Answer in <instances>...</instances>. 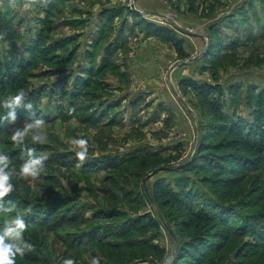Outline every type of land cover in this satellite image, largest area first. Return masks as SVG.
<instances>
[{
    "label": "rangeland",
    "instance_id": "rangeland-1",
    "mask_svg": "<svg viewBox=\"0 0 264 264\" xmlns=\"http://www.w3.org/2000/svg\"><path fill=\"white\" fill-rule=\"evenodd\" d=\"M34 1L39 4L33 0H0V58L11 50V34L19 36L15 52L26 58L29 40H35V30L43 28L47 30L50 50L55 49L52 57L61 61L68 55L74 56L72 65L59 67L35 59L34 67L22 80L27 83V94H40L36 110L42 123L38 124L35 118L17 120L7 132L9 136L17 132L23 134L16 143L11 142L12 147L7 150L22 146V152L17 155L22 163L40 159L44 166L37 178H30L31 190L27 198L40 204L54 203L50 210L57 208L55 215L60 213L61 216L60 221L54 222L48 217V221H52L48 227L54 228L55 236L64 241L65 248L60 249L45 230L38 229L43 233L42 256L52 264H63L65 260L92 264L94 259L98 264H154L153 261H159L157 253L163 250V262H169L177 252L173 242L181 247L188 239L180 234L178 225L182 217L177 214L176 220L172 215L173 221L166 219L169 231L162 225L158 238L135 234L129 239L143 247V255L128 254L124 247L126 241L118 238L85 245L82 241L115 230L114 226L122 220L109 222L106 214L115 210L134 213L133 198L142 192L154 202V187L160 180L172 184L180 175L188 176L181 171V166L201 153L198 150L200 135L207 139L205 142L216 145L228 140L220 133L209 134L214 120L207 114L208 101L192 91L182 90L181 82L193 80L207 85L206 90L219 86L225 105L229 106L224 112L231 114L230 104L236 101L237 114L251 121L246 107V89L249 85L255 86L258 88L256 93H264V0H64L55 4L52 10L46 8L53 1ZM7 6L11 9L14 33L8 28L9 19L6 23L2 21ZM109 10L118 14V18L111 27L112 39L106 44H118L114 37L124 25L122 46L114 51L110 69L93 81L88 92L84 91L81 98L73 101L74 108L70 111L72 100L67 93L73 91L72 80L84 78L81 72L90 69L85 57L92 52V43L100 32V17ZM147 23L175 31L184 41L189 59L180 61L172 45H166L148 33ZM211 29H216L215 34L221 38H213L212 47L208 36ZM249 34L256 40L247 41L245 38ZM220 40L224 48L235 45L231 49L214 47ZM104 44L100 45L99 53H104ZM100 60L101 57L96 58L94 68L101 65ZM62 76L69 80L60 87ZM234 88L240 89L232 97ZM87 113L92 116L88 117ZM34 136H39L40 141L33 142ZM81 139L87 141V159L83 162L75 157V151L79 150L75 141ZM7 150L1 148L0 155L4 156ZM133 155L140 157L128 158ZM121 158L129 159H125L127 163L133 161L113 167ZM55 159L57 161L53 162ZM170 160L171 163H166ZM90 161H94L92 167L84 172ZM234 175L239 176L238 173ZM205 176L210 180L222 178L220 173L207 175L201 171L190 178L199 188V183L204 184ZM253 176L234 181L235 184L239 182L230 199L223 198L229 191L218 184L204 187L224 202L254 212L257 207L242 208L240 205L243 200L254 202L257 199L255 191L263 186L264 179L256 181ZM59 204L64 208L62 213ZM156 204L154 210L173 214V209H160L158 202ZM262 205L264 200L258 207ZM98 213L101 219L94 218ZM150 213L153 214L149 206L138 211L141 216ZM34 223L38 224V221ZM92 228L99 230L97 235L88 239L79 235ZM231 239L213 264H236V261L239 264H264V258H261L264 250L259 251L260 256H247L244 252L240 255L242 239ZM237 250L240 256L236 254Z\"/></svg>",
    "mask_w": 264,
    "mask_h": 264
},
{
    "label": "trees",
    "instance_id": "trees-1",
    "mask_svg": "<svg viewBox=\"0 0 264 264\" xmlns=\"http://www.w3.org/2000/svg\"><path fill=\"white\" fill-rule=\"evenodd\" d=\"M51 1H53V3H49L46 10L54 9L55 4H59L64 0ZM33 2L39 4V2H35L34 0ZM10 10L9 6L3 10L2 14L5 16L2 21H5L6 23L9 19V22H7L8 28H11L10 32L14 33V29L12 30L13 22L11 21L13 19L11 20L12 14ZM13 15L18 17L17 14L13 13ZM117 15L118 14L115 12L109 10L100 17V32L95 38L94 43H92V52H88L85 57L91 67L89 70L83 69V72H81L83 75L81 76L84 78L72 80L74 82L73 86H71L73 91L67 93L69 99L72 100L69 105L70 111H73L74 108L73 101L81 98L83 92L90 89L94 83L93 81H95L97 77H100L105 70L108 68L110 69V66L112 65L111 58L115 54L114 51L116 52V50L122 46L124 25L121 26L122 29H120L117 36L114 37L115 40L118 39L116 42L118 44L115 45V42L112 44L108 42L106 44L107 40L109 41L111 38V27L113 26L115 19L118 18ZM18 19L22 21L20 18ZM145 25V28L148 29L147 31L150 35L158 37L160 41L166 43V45H172L177 58L180 61H186L189 59L188 54L184 50V41L178 38L175 31L157 26L152 27V24L149 23ZM230 28L233 29L232 27H229V29ZM35 31V40H29V45L26 46V58L19 57L18 53L15 52L17 50L16 41L19 40L18 34H11V50L0 58V149L4 148L7 150L12 147V140L9 139L12 135L9 136L7 133L12 123L17 120L29 121L31 118H35V120L38 121L41 120V115L36 110L40 94H27V83L22 80L26 75V72L34 67L35 59H40L51 67H59L58 65H72V62L74 61L73 55H68L67 58H62L61 61H59L60 59L58 57H52L53 55H51V53L55 49L50 50L49 48L47 30L43 28V30L36 29ZM215 31L216 29H211V33L208 35L211 40V47L213 38L221 39L220 36L215 34ZM245 39L251 42L256 40H254V35L251 34ZM102 43H105L103 54L99 53L100 45ZM240 44H238V46ZM233 45L235 44L224 48L223 43L220 40V42L217 41L213 46H219L223 49H231L233 48ZM97 57H101V65L94 68V63ZM67 80L69 79L62 76V79H60L62 83L60 84L61 86H59L62 87ZM180 86L182 90L192 91L208 101L207 114L214 120L209 134L220 133L221 135H225L228 140L216 145L212 142H205L207 139H203L204 136L200 135L201 142L198 146V150H200L201 153L193 157L188 163L181 166V171L188 173V176L180 175V177L175 179L172 184L167 183L165 180H160V182L154 187V197L156 198L154 202L143 192L140 196H135L132 202L136 205L134 213H121L116 210L107 213L105 218H107L109 222L112 220L122 221L118 222L119 224L114 226L115 230H111L107 235L100 236L99 233V236H94L88 239L90 236L98 234L99 230L96 228H92L90 231L85 232V234H79L82 237L85 236V239H88L82 241V244L85 245L101 239L108 240L113 237L126 241L124 247H126L125 251L128 252V254L134 255L141 253L139 255H143L145 253L143 247L133 243L131 240L129 241V239H131L132 236H135V234L143 236L150 234L153 238H158L162 225L167 232L169 231V228L165 223L166 219L168 222L173 221L174 219L176 220L178 217H174L177 214L182 217V220L178 225L180 234L182 237H186V239L188 238L187 242L181 247H178V245L173 242L177 248V252H175L172 259L169 262H163L164 254L162 253L165 251L161 250L162 252L157 253L159 261L152 260L154 264H213L215 261L214 259L218 258L220 251H222L225 245L229 240H232L231 238L233 237H239L242 239L240 248L242 250L239 252L240 255H243L241 253L244 252L247 256H260L259 251L264 250V205H262L261 208L258 206L261 204V200H264V183L261 188H257L255 191L256 194L254 195H256L255 197L257 199H255L254 202H247L245 200L240 202L242 208L243 206L246 208H251L252 206L257 207L254 212L244 211L239 205L224 202L222 198L215 197L214 194L210 193V191L204 186L208 185L210 187L211 185L218 184V187H223L229 191L224 194L225 196L223 198L230 199V195L234 194V187L239 182L238 181L235 184L234 181H237L238 179L243 181L245 178H248L251 175L253 176L255 172L258 174L252 178L256 179V181L257 179H264V93H256L258 88L255 86L249 85L247 87L246 107H248L247 109L251 114V121H248L237 114L238 107L235 105L237 104L236 101L235 103L230 104V109L232 110L231 114H226V112H224V108L229 109V106L225 105L226 102H224L223 99V91L219 86H214L213 89L206 90L205 86L207 85H201L193 80L183 81L180 83ZM239 89L234 88V92L230 95L235 97V93H237ZM20 90H23L26 93L20 103H12L10 107H6L5 104L8 103L9 97L11 95H17ZM29 105H31V107H29ZM13 116L15 117L14 119ZM87 116L89 117L92 115L87 113ZM26 121L24 122L29 123ZM20 152H22V146L16 147L14 150H7L3 156L6 158L5 162L7 166H0L3 167V173L9 176L7 184L14 189L13 192L0 200V235H3L9 229L15 230L17 228L15 221L19 218L25 224L27 230H20L22 236L19 241L12 238H6L5 243H16L20 247H23L26 244H33L35 250L33 252H28L27 249H25V255L23 258L19 255L16 256V264H52L51 261L45 259L41 254V251L43 250L41 249L43 233L38 229L45 230V233L54 239L56 246L60 245V249H64V241L57 235L55 236L53 227H48L52 222L48 221V217H52L51 220L53 219L54 222L60 221L61 216L60 213L55 215L54 211L55 209L57 210V208L50 210L54 207V203L40 204L36 203L33 198H27L31 190L29 187L30 178L28 180H21L19 178L20 169L24 165V163L17 158V155H19ZM133 156H129L128 158L133 159L140 157L138 155ZM57 159L53 162H56ZM125 159L127 158L118 159V161H115L113 167L124 166V164L127 165L133 161L131 160V162L127 163ZM60 162L64 161L60 160ZM93 162L94 161H90V163L85 166L87 168L83 171L88 172L90 170L88 167H92ZM171 162L172 160L167 161L166 163ZM237 169H240V171L236 172ZM198 171L207 173V175L217 172L222 175V178H218V180H210L208 176H205L204 184L199 183V188H197L195 182L190 176L192 174L195 175ZM236 173H238V177L234 175ZM253 197L254 196H252L251 199H253ZM157 202L160 209H173V214H169L168 212L163 214L157 208L154 210ZM13 205H15L14 210L10 212L5 211V209L12 208ZM29 206L32 208L31 211H25ZM147 206L150 207L153 214L150 213L145 216L139 215L138 211ZM60 210H62V213L64 208L62 209L60 206ZM44 213L47 214L44 216ZM171 215L174 219L170 218ZM95 217L100 218V214L98 213L94 218ZM35 220L38 221V224L34 223ZM63 225L68 224L64 223ZM168 235L171 236L170 234ZM170 238L172 239V236ZM246 240L250 241L247 242ZM150 248H152V246H150ZM154 248L158 250V248ZM238 251L239 250H237L236 254L240 256ZM238 256H236V258ZM261 258H264V251ZM236 264H239V262L236 261Z\"/></svg>",
    "mask_w": 264,
    "mask_h": 264
},
{
    "label": "clouds",
    "instance_id": "clouds-1",
    "mask_svg": "<svg viewBox=\"0 0 264 264\" xmlns=\"http://www.w3.org/2000/svg\"><path fill=\"white\" fill-rule=\"evenodd\" d=\"M26 95L23 90H20L19 93L13 97L9 98V102L5 104L6 107H10L12 103L19 104L21 99ZM31 107V105H29ZM15 117L13 116V119ZM42 123L41 121L37 122ZM23 134L17 132L15 135L11 136V140L13 143H16ZM33 142L40 141L39 136L33 137ZM44 141H42L43 143ZM75 143L78 145L79 150L75 151V157L78 161L83 162L87 159V141L81 139L76 140ZM29 155H32V150H29ZM5 157L0 156V166H7L5 162ZM43 159H47L46 156H43ZM43 165L40 159L31 160L30 162L24 164L20 169L19 178L21 180H28L29 178L35 179L37 178L41 171L43 170ZM9 176L3 173V167H0V200L3 199L6 195L13 192L14 189L7 184ZM15 209V205H13L10 209H5L6 212H10ZM31 206L28 207L25 211H31ZM17 228L15 230L9 229L3 235H0V264H16V256L19 255L21 258L25 255V249L28 252H33L35 250L33 244H26L23 247L18 246L16 243H5L6 238H12L14 240L19 241L22 236V232L20 230L26 231L27 227L19 218L15 221ZM63 264H74L72 260H65ZM92 264H98L97 260H93Z\"/></svg>",
    "mask_w": 264,
    "mask_h": 264
},
{
    "label": "water",
    "instance_id": "water-1",
    "mask_svg": "<svg viewBox=\"0 0 264 264\" xmlns=\"http://www.w3.org/2000/svg\"><path fill=\"white\" fill-rule=\"evenodd\" d=\"M148 17H149V16H148ZM177 29H178V31H180V32L182 31V30H180L179 28H177ZM183 32H185V31H182V33H183ZM172 91H174V94L177 96V93L175 92V89L172 88ZM177 98H178V100L183 104V106L186 107V104L184 103V101H183L180 97H178V96H177ZM197 129H198V128H197Z\"/></svg>",
    "mask_w": 264,
    "mask_h": 264
}]
</instances>
